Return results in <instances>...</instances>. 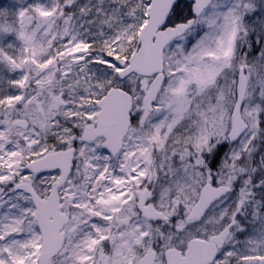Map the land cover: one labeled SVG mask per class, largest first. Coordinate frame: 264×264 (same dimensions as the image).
I'll return each mask as SVG.
<instances>
[{
    "label": "snow or ice",
    "instance_id": "snow-or-ice-1",
    "mask_svg": "<svg viewBox=\"0 0 264 264\" xmlns=\"http://www.w3.org/2000/svg\"><path fill=\"white\" fill-rule=\"evenodd\" d=\"M0 264H264V0H0Z\"/></svg>",
    "mask_w": 264,
    "mask_h": 264
}]
</instances>
